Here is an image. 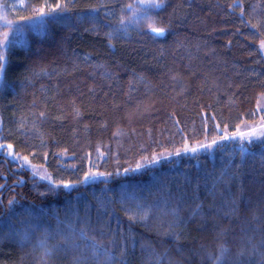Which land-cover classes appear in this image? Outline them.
Here are the masks:
<instances>
[{"label": "trees", "instance_id": "16d2710c", "mask_svg": "<svg viewBox=\"0 0 264 264\" xmlns=\"http://www.w3.org/2000/svg\"><path fill=\"white\" fill-rule=\"evenodd\" d=\"M4 1L0 264H264V0Z\"/></svg>", "mask_w": 264, "mask_h": 264}, {"label": "rangeland", "instance_id": "374dc122", "mask_svg": "<svg viewBox=\"0 0 264 264\" xmlns=\"http://www.w3.org/2000/svg\"><path fill=\"white\" fill-rule=\"evenodd\" d=\"M8 2V1H6ZM160 7V3L158 0H139L137 6L135 8L134 15L137 19L150 17L154 12L158 10ZM16 12L11 10L10 7L5 5L4 0H0V57L3 58L5 51L10 43L11 34L14 30V27H19L22 31L21 25L19 26V22L15 23ZM36 23L34 20H30L28 22L25 21V24H33ZM10 28L9 30H7ZM258 120L245 124L241 126L235 132H226L223 134L225 138L221 140H212L205 141L202 143H197L194 145H187L185 149L179 152H173L175 156H179L181 153L195 155L201 152H212L218 143L222 140H238L242 142H254L260 141L264 139V97L261 98L258 105ZM218 140V141H217ZM3 148V145L0 144V152ZM195 149V151H193ZM7 152L9 154L10 159L13 162L18 163L20 167H26L30 169L35 176L39 179L44 180L46 182H52V179L47 171L43 169V167L32 164L28 159L21 157L13 152L10 148H7ZM141 168V167H139ZM110 175H107L102 172L89 170L87 175L84 178V183H89L91 181L99 180V179H109ZM66 186V185H64ZM69 188L70 185H67Z\"/></svg>", "mask_w": 264, "mask_h": 264}, {"label": "snow or ice", "instance_id": "6c2138e0", "mask_svg": "<svg viewBox=\"0 0 264 264\" xmlns=\"http://www.w3.org/2000/svg\"><path fill=\"white\" fill-rule=\"evenodd\" d=\"M153 31H157V29H153ZM262 47H264V45H262ZM193 151H195V149H193ZM66 187H67V185H66Z\"/></svg>", "mask_w": 264, "mask_h": 264}, {"label": "water", "instance_id": "95a60500", "mask_svg": "<svg viewBox=\"0 0 264 264\" xmlns=\"http://www.w3.org/2000/svg\"><path fill=\"white\" fill-rule=\"evenodd\" d=\"M3 186L0 187V190H2Z\"/></svg>", "mask_w": 264, "mask_h": 264}]
</instances>
